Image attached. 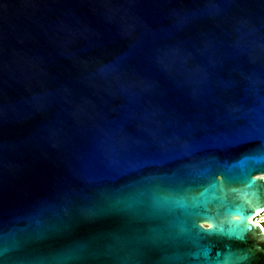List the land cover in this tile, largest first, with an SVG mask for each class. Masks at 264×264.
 Returning a JSON list of instances; mask_svg holds the SVG:
<instances>
[{
  "label": "water",
  "instance_id": "obj_1",
  "mask_svg": "<svg viewBox=\"0 0 264 264\" xmlns=\"http://www.w3.org/2000/svg\"><path fill=\"white\" fill-rule=\"evenodd\" d=\"M264 0H0V264H264Z\"/></svg>",
  "mask_w": 264,
  "mask_h": 264
},
{
  "label": "built area",
  "instance_id": "obj_2",
  "mask_svg": "<svg viewBox=\"0 0 264 264\" xmlns=\"http://www.w3.org/2000/svg\"><path fill=\"white\" fill-rule=\"evenodd\" d=\"M252 221L258 224L264 232V209L262 212L252 218Z\"/></svg>",
  "mask_w": 264,
  "mask_h": 264
}]
</instances>
